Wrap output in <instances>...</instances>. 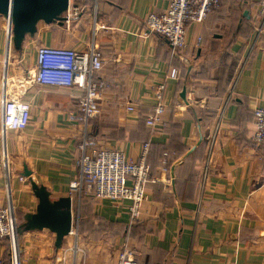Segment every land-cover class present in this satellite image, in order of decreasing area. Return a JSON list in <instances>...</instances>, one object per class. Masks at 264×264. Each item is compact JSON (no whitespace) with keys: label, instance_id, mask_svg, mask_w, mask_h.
<instances>
[{"label":"crops","instance_id":"1","mask_svg":"<svg viewBox=\"0 0 264 264\" xmlns=\"http://www.w3.org/2000/svg\"><path fill=\"white\" fill-rule=\"evenodd\" d=\"M167 5L70 0L61 16L77 8L76 19L37 18L18 46L13 31L6 35L0 13V205L9 194L22 264H117L125 244L137 251L139 264H264V144L254 137V109L264 107L257 0H228L202 23L188 24V47L179 55L145 24L149 13ZM93 45L102 53L98 75L107 86L86 129L70 119L79 90L39 85L33 78L39 47L88 53ZM174 70L178 79L169 76ZM5 91L32 101L23 130L3 132ZM159 92L167 126L152 131L145 119ZM129 104L135 112L127 110ZM85 131L95 147H117L134 160L143 143L152 142L148 199L132 224L130 201L79 198L70 191L80 174ZM164 151L171 156L167 171L160 163ZM40 195L51 203L72 198V229L61 242L53 229L32 224L43 215ZM0 257L10 261L1 237Z\"/></svg>","mask_w":264,"mask_h":264},{"label":"built area","instance_id":"2","mask_svg":"<svg viewBox=\"0 0 264 264\" xmlns=\"http://www.w3.org/2000/svg\"><path fill=\"white\" fill-rule=\"evenodd\" d=\"M226 0H168V5L160 13L151 12L145 19L147 31L159 34L168 39L173 55H179L188 47V24L202 23L209 13ZM258 10L255 13L258 23L256 35L264 34V0H257ZM69 12V11H68ZM78 17L77 8L66 15V21ZM5 32L8 38L13 31L11 12L6 16ZM202 41L197 38V43ZM37 72L34 82L39 85H57L79 90L76 111L70 119L89 126L97 115L99 98L106 88V82L98 75L103 67L100 50L93 45L90 52L84 53L73 48L41 46L37 50ZM172 79L179 78V71L174 70ZM6 79V76H5ZM161 91L164 85L160 86ZM232 99V95L230 97ZM2 126L5 130H23L31 120L32 101L25 94H2ZM127 110L135 112L132 104ZM166 105L162 93H157V105L147 115L146 125L154 131L159 126H167L165 120ZM255 141L264 144V107L254 109ZM151 141L143 143L142 152L138 159H131L117 147H95L93 139L85 131L81 142L80 174L70 182V191L77 192L79 198L91 196L95 200L110 199L117 203L130 201L128 206L129 224L139 218L142 204L148 199L147 185L150 180V166L147 155ZM163 171L169 166L163 161ZM10 173L6 172L8 181ZM23 179V177H21ZM72 199V198H71ZM18 233V218L13 202L8 194L7 201L0 205V237L6 238L10 247V261L7 263L0 257V264H22L20 260ZM117 264H139L137 251L125 244L120 252ZM237 264V263H234Z\"/></svg>","mask_w":264,"mask_h":264},{"label":"water","instance_id":"3","mask_svg":"<svg viewBox=\"0 0 264 264\" xmlns=\"http://www.w3.org/2000/svg\"><path fill=\"white\" fill-rule=\"evenodd\" d=\"M69 4L70 0H0V13L7 16L11 12L14 38L18 46L22 35L33 30V23L37 18L48 21L55 18L66 20V16L61 14L67 11ZM182 96H185V91ZM40 196L43 215L34 217L32 224L53 229L61 242L63 236L72 229V199L59 198L51 203L45 195ZM20 232L18 225V233Z\"/></svg>","mask_w":264,"mask_h":264},{"label":"trees","instance_id":"4","mask_svg":"<svg viewBox=\"0 0 264 264\" xmlns=\"http://www.w3.org/2000/svg\"><path fill=\"white\" fill-rule=\"evenodd\" d=\"M228 0H226V1H224L223 3H225V2H227ZM222 3V4H223ZM221 4V5H222ZM166 127V126H165ZM150 140V139H149ZM148 141V140H147ZM146 142V141H145ZM151 148H152V142H151V144H150V149H149V152H150V150H151ZM149 152H148V155H147V162H148V164H149V166H150V175H151V165H150V163H149V161H148V157H149ZM171 158V156H170V154H169V152L168 151H164L163 153H162V159H161V168L163 169V167H164V163H163V161H165L166 160V162H167V165L169 166V162H170V159Z\"/></svg>","mask_w":264,"mask_h":264}]
</instances>
